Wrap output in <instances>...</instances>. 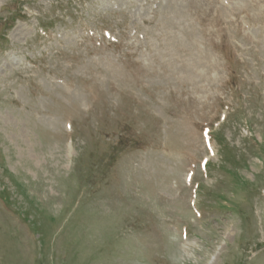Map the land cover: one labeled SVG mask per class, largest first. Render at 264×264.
<instances>
[{
	"label": "rangeland",
	"instance_id": "374dc122",
	"mask_svg": "<svg viewBox=\"0 0 264 264\" xmlns=\"http://www.w3.org/2000/svg\"><path fill=\"white\" fill-rule=\"evenodd\" d=\"M0 264H264V0H0Z\"/></svg>",
	"mask_w": 264,
	"mask_h": 264
}]
</instances>
